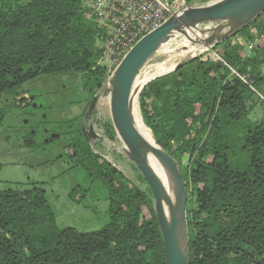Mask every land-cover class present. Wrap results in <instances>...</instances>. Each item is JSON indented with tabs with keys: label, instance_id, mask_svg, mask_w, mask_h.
Here are the masks:
<instances>
[{
	"label": "trees",
	"instance_id": "16d2710c",
	"mask_svg": "<svg viewBox=\"0 0 264 264\" xmlns=\"http://www.w3.org/2000/svg\"><path fill=\"white\" fill-rule=\"evenodd\" d=\"M82 1L0 0V98L52 74L79 76L91 97L102 89L101 32ZM234 36L254 43L248 56L227 38L214 47L220 60L190 59L139 97L144 127L177 162L188 192V264H225L231 256L264 264V108L250 119L254 100L264 106V13ZM105 134L115 139L111 124ZM69 135L67 171L81 168L106 190L108 223L86 233L61 229L41 184L0 190V264H164L150 188L93 153L80 127L45 142Z\"/></svg>",
	"mask_w": 264,
	"mask_h": 264
},
{
	"label": "rangeland",
	"instance_id": "374dc122",
	"mask_svg": "<svg viewBox=\"0 0 264 264\" xmlns=\"http://www.w3.org/2000/svg\"><path fill=\"white\" fill-rule=\"evenodd\" d=\"M207 3H210L209 0L197 2L194 7ZM230 33L227 21L207 22L187 30L192 39L196 40L200 36V43L197 44L177 33L148 60L139 76L142 77L145 72L151 73L153 67L165 61L173 65L172 72L179 63L199 56L204 60L218 61L221 49H214L217 45L215 42L226 36L231 38L233 45L241 43L239 45L242 47L249 44L254 46V43L240 36H228ZM195 48H201V51L184 55L186 50ZM101 62L106 65L107 61ZM114 69L107 66L108 78L95 94L97 100L92 108L90 103L93 97L83 89L80 77L74 74L39 76L25 82L14 93L0 98V110L4 114L0 126V190L13 188L16 184L25 187L27 183L41 184L58 228L70 227L83 233L97 231L108 223L109 214L107 194L102 185L97 181L91 182L81 168L67 171L73 165L65 149L71 136H62L46 143V139L53 135H68L72 129L80 127L93 153L109 162L140 189L149 188L141 173L126 157L125 146L116 134L114 140L105 134L106 124H111L109 102L112 89L108 79ZM141 91L136 103L142 120L139 109ZM263 108V104L254 100L250 119L259 120ZM143 129L144 133H148L144 124ZM76 187L80 188L74 199H70L69 193ZM225 264H244V261L231 256Z\"/></svg>",
	"mask_w": 264,
	"mask_h": 264
},
{
	"label": "water",
	"instance_id": "95a60500",
	"mask_svg": "<svg viewBox=\"0 0 264 264\" xmlns=\"http://www.w3.org/2000/svg\"><path fill=\"white\" fill-rule=\"evenodd\" d=\"M262 13H264V0H218L202 6H186L136 42L120 60L108 79V84L112 89L109 102L111 124L116 136L125 146L126 157L145 178L152 192L155 215L164 242V264H188L186 216L188 192L185 189L177 162L162 150L154 139L153 144L147 142L135 128L133 119L135 81L148 60L177 33L182 34L188 41L197 44L200 43V37H197L196 40L192 39L188 36L187 30L207 22L227 21L231 31L228 36L231 37L235 35L236 30L248 26ZM227 38L229 37H223L217 40L215 44ZM211 40L212 38L208 42ZM182 64L179 63L175 70L180 68ZM171 72L148 80L142 88L156 78ZM140 90L135 95L136 99ZM96 100L97 95H94L90 108ZM150 155H153L167 170L173 182L175 208H168V218L163 202L162 185L149 166Z\"/></svg>",
	"mask_w": 264,
	"mask_h": 264
},
{
	"label": "built area",
	"instance_id": "2783aa9c",
	"mask_svg": "<svg viewBox=\"0 0 264 264\" xmlns=\"http://www.w3.org/2000/svg\"><path fill=\"white\" fill-rule=\"evenodd\" d=\"M191 1L187 5L184 0H83L82 4L86 18L101 32L97 45L102 50V59L107 61L106 66L116 67L143 36L180 9L201 3L200 0ZM215 1L218 0H209L210 3ZM245 48V56H248L253 45Z\"/></svg>",
	"mask_w": 264,
	"mask_h": 264
},
{
	"label": "bare ground",
	"instance_id": "6f19581e",
	"mask_svg": "<svg viewBox=\"0 0 264 264\" xmlns=\"http://www.w3.org/2000/svg\"><path fill=\"white\" fill-rule=\"evenodd\" d=\"M200 37V36H199ZM202 38V37H201ZM201 48H195L191 50H186L184 52V55H187L191 52L197 53L200 52ZM168 61H165L164 63L157 65L153 67V70H151V73L145 72L143 76H138L135 81V90H134V101H133V119H134V125L137 131L143 136V138L153 144V138L148 134L144 133L143 129V123L138 113L137 103H136V93L138 90L142 88V86L150 79L160 76L162 74H166L170 72L173 68V65L168 64ZM149 166L151 170L154 172V174L157 176L158 180L160 181L163 191H164V205H165V212L166 216L168 218V208L171 207L172 209L175 208V193H174V186L173 182L171 180V177L167 170L160 164V162L153 156H149Z\"/></svg>",
	"mask_w": 264,
	"mask_h": 264
}]
</instances>
